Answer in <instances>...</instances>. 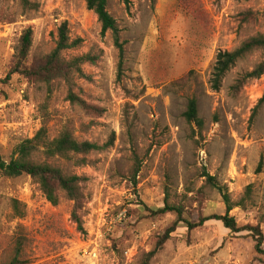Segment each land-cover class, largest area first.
Wrapping results in <instances>:
<instances>
[{
  "label": "rangeland",
  "instance_id": "obj_1",
  "mask_svg": "<svg viewBox=\"0 0 264 264\" xmlns=\"http://www.w3.org/2000/svg\"><path fill=\"white\" fill-rule=\"evenodd\" d=\"M30 1L36 10L0 0V10L13 14L12 22L0 21V155L6 161L15 156L16 145L42 123L49 138L69 123L78 140L102 144L113 132L114 142L89 153L88 165L50 161L66 174L87 177L84 233L76 229L73 202L63 192L52 204L28 175L0 174V264L10 259L15 241L22 244L24 264H141L175 220L172 213L151 216L141 205L161 206L168 191L169 201L181 204L191 222L224 214L222 197L206 183L205 173L240 203L229 211L238 225H259L264 234V102L254 112L264 74L236 96L228 94L264 51L239 60L218 90L211 84L218 52L264 34V0H107L124 41L120 70L112 38L101 32L85 0ZM63 21L71 39L81 38L66 56L98 55L94 64L82 66L87 78L75 81V93L95 111L72 105L60 80L47 84L8 76L21 32L32 27L30 60L36 61L54 47ZM191 97L199 123L183 115ZM11 198L19 201L21 216L12 210ZM254 244L248 230L231 233L220 221L191 230L180 222L148 264H264Z\"/></svg>",
  "mask_w": 264,
  "mask_h": 264
},
{
  "label": "trees",
  "instance_id": "obj_2",
  "mask_svg": "<svg viewBox=\"0 0 264 264\" xmlns=\"http://www.w3.org/2000/svg\"><path fill=\"white\" fill-rule=\"evenodd\" d=\"M19 7L23 11L36 10L37 3L30 0H16ZM126 1V0H122ZM85 6L88 10L93 11L101 26V32H108L112 38L113 44L118 51V69H121L124 56V41L120 39L119 27L115 19L107 10V0H85ZM247 14H251L248 11ZM0 21L12 22L13 14L8 10H0ZM33 30L31 26H27L20 34L14 45V60L13 65L9 70L8 76L18 74L27 80L40 81L51 83L55 80H60L66 86L67 100L72 105H78L84 111H95V107L87 103L78 93H75L77 88L76 80L87 76L82 70V66L86 63L94 64L97 59V54L86 52L81 55L66 56L65 54L77 48L81 43V38L71 39L66 21L60 23L57 27L54 47L48 53L41 56L36 61L30 60V51L32 46ZM264 51V34L256 33L241 40V42L231 51H220L217 53L215 62L212 67L211 84L212 89L218 90L227 72L235 66V64L244 59L246 56ZM264 74V58L258 62L250 71L239 76L229 87V92L232 97L236 96L243 86L251 79H257ZM179 79L177 82H180ZM264 102V93L258 99V104L255 110L261 103ZM187 122L195 121L199 123L197 117V101L194 97L189 98L186 110L183 113ZM114 142V133H110L108 139L98 144L89 140H78L73 133L72 126L64 124L57 136L49 138L45 123H42L35 134L19 142L15 147V156L9 160H4L0 155V174L6 177H18L28 175L34 180L42 191L45 198L52 204L58 201V193L63 192L64 196L73 202L71 211V219L76 225L79 232L84 233L82 208L87 202V195L84 193V183L87 177L78 174H66L61 168L50 163L51 160L60 158L72 160L77 166H84L91 163L88 158L89 153L103 151L112 146ZM40 158L42 161H39ZM139 171V166H135L132 172V187L136 185V175ZM206 183L215 188L221 195L225 204L224 214H210L200 216L198 221L191 222L183 217V206L174 201H169L168 191L161 206L150 208L146 205H141L142 210L148 212L149 215L155 216L160 214L172 213L175 215V220L163 233L157 237L155 248L144 253V260L141 264H148L157 250L169 239L178 224L183 222L188 230L202 226L208 220L220 221L222 225L231 233H237L242 230H248L254 239V250L257 254L264 256V234L259 225L239 226L235 218L229 215V211L234 206H239V202H232L226 187L220 185L215 177L205 173ZM250 187L247 186V190ZM10 205L12 210L21 216L22 209L17 199L11 198ZM19 212V213H18ZM10 259L4 264H24L20 259L22 244L19 241L14 242Z\"/></svg>",
  "mask_w": 264,
  "mask_h": 264
}]
</instances>
